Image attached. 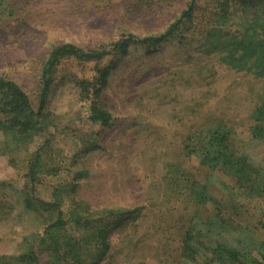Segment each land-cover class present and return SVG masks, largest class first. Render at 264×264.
Returning <instances> with one entry per match:
<instances>
[{
	"label": "rangeland",
	"instance_id": "374dc122",
	"mask_svg": "<svg viewBox=\"0 0 264 264\" xmlns=\"http://www.w3.org/2000/svg\"><path fill=\"white\" fill-rule=\"evenodd\" d=\"M189 2L7 0L0 18V76L19 84L37 109L42 67L53 48L72 43L99 49L130 34H163ZM235 2L234 21L227 26L207 23L210 14L221 13L216 0H199L195 22L180 36L153 48L132 44L126 53L106 57L100 66L111 73L97 98L96 64L61 61L46 102L48 131L17 146L0 131V264H33L22 257L28 251L23 239L32 233L38 264H73L64 249L57 259L51 242L41 240L58 219L49 207L56 191L64 197V213L74 210L90 225L69 223L64 235L85 237L100 227L108 232L104 256L94 243L81 244L82 264H191L182 255L185 232L218 211L264 233L263 203L246 199L233 180L201 166L187 149L201 153L197 139L210 128L231 129L232 150L264 167V144L250 134L264 77L227 64L218 48L228 46L231 36L245 37ZM253 16L252 11L248 20ZM247 28L260 33L258 24ZM93 102L111 114L108 126L89 120ZM37 150L42 168L25 191L28 162ZM193 181L207 185L224 206L192 201ZM27 198L33 200L30 210Z\"/></svg>",
	"mask_w": 264,
	"mask_h": 264
},
{
	"label": "trees",
	"instance_id": "16d2710c",
	"mask_svg": "<svg viewBox=\"0 0 264 264\" xmlns=\"http://www.w3.org/2000/svg\"><path fill=\"white\" fill-rule=\"evenodd\" d=\"M6 1L0 0V18L7 10ZM235 1H237L235 6H239L242 12L245 37L241 39L231 36L228 46L221 44L218 48L224 52L223 61L227 64L238 70H245L264 77V0H250L251 3L248 4H243L244 0ZM216 4L220 7L221 13L210 14L207 23L213 26L223 21V25L227 26L233 22L234 11L230 13V10L234 7H230L231 0H216ZM198 5L199 0H190L186 9L160 35L140 38L130 34L119 41L103 45L99 49L84 50L72 43L53 48L42 67L37 109L34 108L30 97L19 84L5 76H0V115L3 117V120H0V131L10 136L14 146L18 143L29 144L38 135H44L48 131L46 117H44L47 97L62 60L75 59L96 64L97 75L93 96L97 98L100 89L107 85L111 73L110 68L100 66L106 57L124 54L132 44H142L153 48L180 36L187 25L192 26L195 22ZM252 11L256 16L249 21L248 17L252 15ZM247 24L250 26L258 24L260 33L248 30ZM87 88V85H81L82 92L89 96L90 91ZM85 98L82 96L81 100ZM111 119L108 110L101 108L96 102L92 103L89 116L92 123L105 127L110 124ZM251 120L255 123L250 128L252 140L264 144V94L261 105L251 114ZM234 134V130L231 129L210 128L197 139L202 149L201 153L190 151L187 147L188 155L189 157L196 155L200 160V165L209 171H219L226 175L238 185V188L246 195V199L260 200L264 206V167H256L249 162L248 156L237 155L232 150L231 137ZM41 160L40 150L31 155L26 175L29 183L25 185V191L37 183L42 168ZM72 192L73 189L70 190V193ZM54 196L56 199L49 207L57 211L58 219L56 223L49 225L41 236L42 242L45 240L51 242V254L57 259L70 255L69 259L73 264H82L83 256L78 253L82 251L81 244L94 243L98 253L104 256L109 250L108 232L105 227H100L101 229H98L96 233H85V237L77 238L67 233L64 235L63 232H67L69 223H74L76 228L83 226L87 228L90 225L83 215L74 210L66 215L63 210L64 197L57 191ZM189 196L197 204L205 205L210 202L224 206L223 201L209 194L207 185L194 181L190 185ZM32 202L31 198L24 200L27 209L32 208ZM262 211L264 213V208ZM61 236L65 238L64 241L59 239ZM36 237L37 234L32 233L23 239L24 244L28 246V251L22 257L33 264H38L33 247ZM62 249H64L63 256L59 255L60 252L63 254ZM182 249V255L191 264H264V233L258 234L249 227H242L234 221L226 220L223 213L218 211L214 216L199 220L196 225L193 224L185 232Z\"/></svg>",
	"mask_w": 264,
	"mask_h": 264
},
{
	"label": "crops",
	"instance_id": "0c3cea01",
	"mask_svg": "<svg viewBox=\"0 0 264 264\" xmlns=\"http://www.w3.org/2000/svg\"><path fill=\"white\" fill-rule=\"evenodd\" d=\"M190 188V187H189Z\"/></svg>",
	"mask_w": 264,
	"mask_h": 264
}]
</instances>
